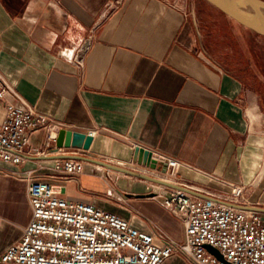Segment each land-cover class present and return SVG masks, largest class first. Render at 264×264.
<instances>
[{"label": "crops", "instance_id": "0c3cea01", "mask_svg": "<svg viewBox=\"0 0 264 264\" xmlns=\"http://www.w3.org/2000/svg\"><path fill=\"white\" fill-rule=\"evenodd\" d=\"M234 24L205 0H0V76L36 113L78 135L56 148L40 130L20 165L0 162V255L30 222L31 180L64 183L66 201L180 242V219L150 192L159 184L115 169L137 174L135 147L180 164L173 182L148 178L222 202L240 185L249 206L236 207L264 213L256 200L264 117L249 94L248 64L230 56ZM81 45L79 69L68 56ZM67 160L83 173L65 177ZM162 264L193 263L175 254Z\"/></svg>", "mask_w": 264, "mask_h": 264}, {"label": "built area", "instance_id": "2783aa9c", "mask_svg": "<svg viewBox=\"0 0 264 264\" xmlns=\"http://www.w3.org/2000/svg\"><path fill=\"white\" fill-rule=\"evenodd\" d=\"M84 50L81 45L68 56L69 62L79 69L83 67ZM0 103L4 110L0 125L1 163L20 165L30 135L40 130L47 133L48 143H55L60 130L75 133L70 127L36 113L1 76ZM96 133L90 131L87 136ZM34 153L45 155L37 149ZM152 158L159 164L165 163L170 171L162 174L137 164L133 170L173 182L180 164L172 159ZM61 171L65 177L80 175L83 165L67 160ZM64 191V183L28 182L30 222L21 240L0 255V264H162L175 254L193 264H264V213L236 208L249 206L243 186H230L225 202L213 198L199 200L177 189L151 186L150 192L160 197L163 207L182 223L183 237L178 243L162 233L139 231L128 221L91 205L66 201L62 198ZM206 246L216 250L222 261Z\"/></svg>", "mask_w": 264, "mask_h": 264}, {"label": "water", "instance_id": "95a60500", "mask_svg": "<svg viewBox=\"0 0 264 264\" xmlns=\"http://www.w3.org/2000/svg\"><path fill=\"white\" fill-rule=\"evenodd\" d=\"M210 5L215 7L218 11H220L227 18L232 20L237 25L247 29L248 31L256 34L259 37L264 38V0H205ZM78 135L72 133L71 131L60 130L57 133L55 146L56 148H70L72 140H76ZM92 142V137L86 136L84 138L83 150H88L90 144ZM132 162L141 165L144 167H148L152 170H157L161 173H166V164L165 163H157L155 159L152 158V153L144 150L139 147H135L133 151ZM114 168V167H111ZM118 171L127 173L132 176L139 177L146 181H151L162 185L164 187L177 189L183 191L185 193H191L190 191L175 187L172 185L164 184L160 181L143 177L132 172L115 168ZM238 209H243L241 207H236ZM208 252H210L213 256H215L218 260L222 261V257L219 253L211 247H205Z\"/></svg>", "mask_w": 264, "mask_h": 264}, {"label": "rangeland", "instance_id": "374dc122", "mask_svg": "<svg viewBox=\"0 0 264 264\" xmlns=\"http://www.w3.org/2000/svg\"><path fill=\"white\" fill-rule=\"evenodd\" d=\"M233 31L232 37L227 36L231 48L230 56L248 64L249 70L246 74V81L249 94L253 103L260 106L264 117V39L237 24L233 25ZM236 31L240 33L238 34ZM258 188L260 194L256 200L260 204H264V177L261 179Z\"/></svg>", "mask_w": 264, "mask_h": 264}, {"label": "bare ground", "instance_id": "6f19581e", "mask_svg": "<svg viewBox=\"0 0 264 264\" xmlns=\"http://www.w3.org/2000/svg\"><path fill=\"white\" fill-rule=\"evenodd\" d=\"M161 182V181H160ZM163 183V182H162ZM164 184H167V183H164ZM168 185H170V184H168ZM257 185V184H256Z\"/></svg>", "mask_w": 264, "mask_h": 264}, {"label": "trees", "instance_id": "16d2710c", "mask_svg": "<svg viewBox=\"0 0 264 264\" xmlns=\"http://www.w3.org/2000/svg\"><path fill=\"white\" fill-rule=\"evenodd\" d=\"M254 34V33H253ZM254 35H256V34H254ZM257 36V35H256ZM259 37V36H258ZM262 38V37H261ZM264 39V38H263Z\"/></svg>", "mask_w": 264, "mask_h": 264}]
</instances>
